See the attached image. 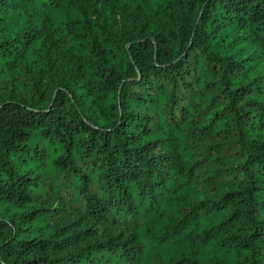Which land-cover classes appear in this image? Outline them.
Segmentation results:
<instances>
[{"label": "trees", "instance_id": "trees-1", "mask_svg": "<svg viewBox=\"0 0 264 264\" xmlns=\"http://www.w3.org/2000/svg\"><path fill=\"white\" fill-rule=\"evenodd\" d=\"M187 75L244 174L211 194ZM59 175L86 199L63 233ZM0 264H264V0H0Z\"/></svg>", "mask_w": 264, "mask_h": 264}, {"label": "rangeland", "instance_id": "rangeland-1", "mask_svg": "<svg viewBox=\"0 0 264 264\" xmlns=\"http://www.w3.org/2000/svg\"><path fill=\"white\" fill-rule=\"evenodd\" d=\"M64 57L66 64L72 63L68 56L64 55ZM24 77L26 78L27 76L24 75ZM201 89L202 87L194 81L193 75H187L186 78L181 79L178 89L181 107H177L173 114L178 118L186 110L196 121V126L192 131V140L198 145L200 160L195 168L194 179L205 194H211L216 191L218 186L221 188H229L237 185L243 179L244 174L240 169V165H238V156L232 138L224 136L228 144L224 148L215 151L214 143L224 139V137L202 126L211 113V109L206 108L202 110L201 108L203 105H206L209 99L206 101L204 99H200L199 101L195 100V93ZM217 93V90L210 89L204 96L209 97L211 94ZM219 99L221 101L223 100V94H220ZM198 104L199 106H197ZM213 156L217 157L215 161L213 160ZM208 176L209 178L213 176L214 180L210 182L207 178ZM58 179V181L53 178L48 179L45 184V189L37 193L36 205L40 207L37 209V212L48 206L54 207L52 209L53 216L51 222L54 225L58 223L62 225L64 223L65 228L61 230V233H63L72 227L71 218L66 217L73 210L76 213L75 215H80L86 199L85 196L74 198L73 190L67 185L62 184L63 177L59 175ZM91 188L92 191L99 192L98 185H92ZM141 222L142 220H139L136 223L134 222L128 225L124 222L123 228L126 229L129 227V230H135L136 225ZM95 228L98 231L110 232L112 230L111 226L104 222H97ZM119 228L118 226L117 230ZM80 236H83V233H80Z\"/></svg>", "mask_w": 264, "mask_h": 264}]
</instances>
